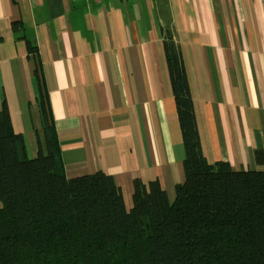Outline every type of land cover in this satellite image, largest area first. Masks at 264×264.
Instances as JSON below:
<instances>
[{"label": "crops", "instance_id": "1", "mask_svg": "<svg viewBox=\"0 0 264 264\" xmlns=\"http://www.w3.org/2000/svg\"><path fill=\"white\" fill-rule=\"evenodd\" d=\"M181 50L209 162L264 170V0H0V109L28 156L43 77L68 177L155 179L172 201L185 145L163 38Z\"/></svg>", "mask_w": 264, "mask_h": 264}, {"label": "trees", "instance_id": "2", "mask_svg": "<svg viewBox=\"0 0 264 264\" xmlns=\"http://www.w3.org/2000/svg\"><path fill=\"white\" fill-rule=\"evenodd\" d=\"M163 42L186 151L174 200L160 180L136 179L129 209L111 175L68 177L37 68L36 157L0 109V264H264V170L208 161L183 55L170 30Z\"/></svg>", "mask_w": 264, "mask_h": 264}]
</instances>
